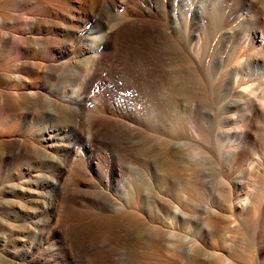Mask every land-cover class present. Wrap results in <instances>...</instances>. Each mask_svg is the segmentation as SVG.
Here are the masks:
<instances>
[{"label": "rangeland", "instance_id": "rangeland-1", "mask_svg": "<svg viewBox=\"0 0 264 264\" xmlns=\"http://www.w3.org/2000/svg\"><path fill=\"white\" fill-rule=\"evenodd\" d=\"M0 1V264H264V0Z\"/></svg>", "mask_w": 264, "mask_h": 264}, {"label": "bare ground", "instance_id": "bare-ground-1", "mask_svg": "<svg viewBox=\"0 0 264 264\" xmlns=\"http://www.w3.org/2000/svg\"><path fill=\"white\" fill-rule=\"evenodd\" d=\"M38 2H44V4L43 5H45V8H47L48 9V11H52L53 10V8L49 5V4H47V3H45V2H47V1H49V2H52V1H55V0H37ZM57 1V0H56ZM65 0H63V2H64ZM78 1V0H77ZM14 2H16V1H14ZM67 2H69V3H71V4H73L74 2L72 1V0H68ZM0 3H1V1H0ZM4 3H6V2H4ZM4 3H2V4H4ZM93 3V2H92ZM96 3H97V0H96ZM61 4V3H60ZM63 4V3H62ZM67 4V3H66ZM70 4V5H71ZM5 5V4H4ZM17 5H18V3H17ZM94 6V5H93ZM59 7V6H58ZM63 7V6H62ZM95 7V6H94ZM7 8V7H6ZM67 8H68V6L66 5L65 6V8H64V10L65 11H67ZM90 9H94L93 7L91 8V7H89ZM90 9H89V11H90ZM14 10V9H13ZM75 10V9H74ZM57 11V10H56ZM70 11V10H69ZM68 11V12H69ZM58 13V12H57ZM72 13V12H71ZM85 13V12H84ZM93 13V12H92ZM92 13H90L91 15H93ZM16 14V13H15ZM15 14H13V15H15ZM48 14V13H47ZM60 15H62V14H64V12H61V13H59ZM75 14V13H74ZM88 14V13H87ZM86 13H85V15H87ZM12 15V14H11ZM21 15V14H20ZM23 15V14H22ZM53 15V14H52ZM65 15H66V13H65ZM71 16V15H70ZM79 17V16H78ZM68 18V17H67ZM27 19H28V17H27ZM79 19H81V18H79ZM29 20V19H28ZM75 20H77V19H75L74 18V21ZM85 20V19H84ZM78 21H80V20H78ZM30 22V21H29ZM77 22V21H76ZM87 22V21H86ZM12 23H14V25H16L19 29H24V30H27L28 28H26V25H27V23H26V20L25 21H23L21 18H19V17H16V16H10L8 13H5V12H3V11H0V62H6V63H8V68L10 67L11 68V71H12V73H13V80H15V81H17V82H20V83H24V82H27V80H26V77H27V73L28 72H31L32 70H33V68H32V70L30 71V63H29V61H28V57L30 56V46H29V39H31V40H33V41H36V40H38L37 38L38 37H36V33H34L33 35H30V37H28V36H23V35H18V33H15V32H11V31H5L4 30V28H6V27H10V26H12ZM80 23V22H79ZM48 26V25H47ZM53 28V27H52ZM79 28H80V26H79ZM40 29V28H39ZM76 29V28H75ZM21 31V30H20ZM78 31V30H77ZM79 31H81V30H79ZM126 31V30H125ZM23 32V31H22ZM111 32V31H110ZM127 32V31H126ZM79 33V32H78ZM108 33V32H107ZM105 34V33H104ZM103 34V35H104ZM24 35H25V33H24ZM126 35V34H125ZM124 35V36H125ZM116 36V35H115ZM114 36V37H115ZM39 38H41V37H39ZM110 38V37H109ZM47 39V38H46ZM102 39V38H101ZM104 39H105V36H104ZM109 40V39H108ZM107 40V41H108ZM122 40V39H121ZM106 41V40H105ZM105 41H103V43L105 42ZM106 41V42H107ZM110 41V40H109ZM59 42V41H58ZM111 42V41H110ZM115 42V41H114ZM64 43V42H63ZM59 44H60V42H59ZM67 43H65V45H66ZM118 44V43H117ZM30 45H31V43H30ZM39 45V44H38ZM43 45V44H42ZM62 46V45H61ZM117 46V45H116ZM65 47V46H64ZM106 47V46H105ZM53 50V49H52ZM56 50V49H55ZM54 51V50H53ZM105 54V53H104ZM111 56V55H110ZM63 57V56H62ZM48 58V57H47ZM47 58H45V59H47ZM50 58V57H49ZM45 61V60H44ZM107 61V60H106ZM48 62V61H47ZM33 63H34V61H33ZM41 63V62H40ZM38 64H39V62H38ZM44 64V63H43ZM41 65V64H40ZM46 65V64H45ZM50 65V64H49ZM109 66V65H108ZM39 67V66H38ZM44 67V66H43ZM103 67V66H102ZM36 68V67H35ZM34 68V69H35ZM9 71V70H8ZM44 71V70H43ZM42 72V71H41ZM2 80V79H1ZM17 84V83H16ZM33 83L31 82V80H30V82H29V85H28V87L30 88V89H32L33 90ZM35 89V88H34ZM15 95V94H14ZM18 97H22L23 96V94H18L17 95ZM17 97V98H18ZM19 98V99H20ZM17 101V100H16ZM21 101H22V99H21ZM72 101V100H71ZM74 101V100H73ZM79 101V100H78ZM80 102V101H79ZM14 101L12 100V98H11V94H9L8 92H5L4 90H0V114H5L6 112H8L9 111V109H10V106L12 107V106H14ZM71 104H73V102L71 103ZM79 104V103H78ZM256 104V103H255ZM254 104V105H255ZM258 104V103H257ZM75 105H76V103H75ZM253 105V106H254ZM256 108V107H255ZM259 111H261V110H259ZM6 116V115H5ZM6 119V118H5ZM7 121V120H6ZM2 123V122H1ZM6 130V129H5ZM4 131V130H3ZM254 135V134H253ZM255 137V136H254ZM2 144H6L7 142H1ZM16 144V143H15ZM26 147V146H25ZM20 149V148H19ZM11 150V149H10ZM9 152V151H8ZM18 153V152H17ZM235 160V159H234ZM240 160V159H239ZM248 205V204H247ZM254 207V206H253ZM244 210V209H243ZM252 211V210H251ZM250 211V212H251ZM248 212V211H247ZM256 212V211H255ZM239 213V212H238ZM253 214V213H252ZM251 215V214H250ZM245 218V217H244ZM254 218V217H253ZM217 219H218V217H217ZM219 220V219H218ZM114 221V220H113ZM112 221V222H113ZM119 221V220H118ZM252 222V221H251ZM208 223H210V222H208ZM212 223V222H211ZM210 223V224H211ZM213 224V223H212ZM215 224V223H214ZM216 225H218L217 223H216ZM220 225V224H219ZM215 226V225H214ZM213 227V226H212ZM214 228V227H213ZM108 234V233H107ZM112 239V238H111ZM253 240V239H252ZM111 241V240H110ZM255 246V245H254ZM253 246V247H254ZM247 248H250V246L248 245V247ZM255 248V247H254ZM252 249V248H251ZM243 250V249H242ZM245 250H248V249H245ZM245 250L243 251V252H245ZM248 252H249V250H248ZM248 252H246L247 253V256H249V255H251L250 253H248ZM245 253V254H246ZM207 254V253H206ZM258 256H262L263 255V250L261 249V248H258V250H257V253H256ZM246 256H244V258H245ZM250 257V256H249ZM257 259H258V257H257ZM245 260H246V258H245ZM195 261V260H194ZM250 261V260H249ZM244 262H247V260L246 261H244ZM252 262V261H251ZM258 262V261H257ZM256 262V263H257ZM264 262V261H263ZM188 263V262H187ZM187 263H185V264H187ZM253 264V263H252Z\"/></svg>", "mask_w": 264, "mask_h": 264}]
</instances>
